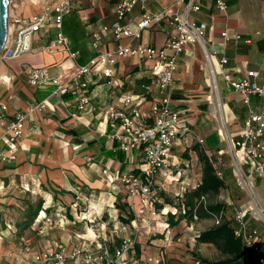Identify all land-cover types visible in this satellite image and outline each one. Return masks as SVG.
Returning a JSON list of instances; mask_svg holds the SVG:
<instances>
[{"label":"crops","instance_id":"1","mask_svg":"<svg viewBox=\"0 0 264 264\" xmlns=\"http://www.w3.org/2000/svg\"><path fill=\"white\" fill-rule=\"evenodd\" d=\"M62 1H70L72 5V11L64 17L61 29L69 41L70 52L62 47L54 50L47 48L56 40L59 32L52 16L44 28L35 34L32 52L18 59L4 61L0 68V103L7 107L0 114V153L8 150L5 136L15 114L27 112L40 102L47 103L46 110L37 111L29 118L17 160H3L0 157V264H44L36 262L35 255L59 247L70 249L73 245L87 249L108 245L91 237L89 231L94 227L105 228V219L112 208L118 211L115 204H120L119 199H128L129 204H134L135 208L140 206L137 198H128L125 187L116 178L121 174L142 175L144 161L141 153L136 150L127 154L119 150L117 143L107 139L103 133L111 131L108 113L111 108L120 106L124 94L146 93L144 86L151 83L152 77L151 62L145 63L135 57L119 60L113 68L112 77L99 79L92 87L91 105L83 112L78 111L77 102L72 96L54 95L53 84L32 86L28 74L32 70L47 69L50 77L64 83L76 74L77 66L87 64L99 51L115 47L113 36L105 32L104 27L116 20L114 7L118 0H11L10 15L30 19ZM176 1L150 0L149 5L157 12L170 8ZM225 1L228 4L226 15L218 13L214 0H204L203 11L193 13L192 18L197 23H207L210 15H215V28L206 31L205 44L214 62H217L215 65L220 91V79L225 83L226 93L224 95L221 91V94L228 107L229 123L233 122L229 131L235 136L242 129L249 108L260 111L264 100L254 96L250 107L245 105L242 95L224 80L219 60H228L226 69L233 80H242L248 70H258L261 76L256 81L262 83L264 0ZM140 12L137 8L129 17L134 28L140 19ZM225 31L230 36L241 35L242 40L237 42L231 39L225 44L222 37ZM168 32L175 30L165 23L157 24L134 43L161 47ZM93 34L99 37L97 49L92 45ZM75 52L79 53L77 58L71 57L70 53ZM204 74L209 76L208 80L212 79L210 67L203 58L202 47L189 44L181 56L175 82L168 90V95L172 106L186 113L190 129L195 127L206 133L213 146L218 147L220 135L214 126L215 116L209 110L210 92H206V88L210 85ZM160 97L158 89L153 86L144 105L145 110L149 109L153 100ZM188 135L176 143L169 165L157 176L159 189L162 179L171 173L170 166L178 163L186 150ZM219 153L224 154L223 151ZM188 172L189 169L181 167L174 177L179 186L176 196L182 197L185 192L192 191L191 186L194 190L201 184V177L189 179ZM109 176L115 180H110ZM261 185L264 187V180H261ZM258 191L259 196L263 197L260 185ZM81 206L85 207L79 215L78 209H82ZM151 215L147 214L145 218ZM74 220L83 224L74 229L71 225ZM214 224L210 216L194 221L193 241L200 248L212 245L198 243L196 239L202 232L213 228ZM86 228L89 238H86ZM142 228L146 232L153 230L147 223ZM259 232L260 242L264 245V229ZM142 241H136V248L140 247L142 252V260L159 256L160 253L164 256L165 253L160 252L156 243L164 242V239L151 241L156 246L153 248L147 247ZM199 252L201 257L212 260L201 249ZM246 264L255 263L247 259Z\"/></svg>","mask_w":264,"mask_h":264},{"label":"built area","instance_id":"2","mask_svg":"<svg viewBox=\"0 0 264 264\" xmlns=\"http://www.w3.org/2000/svg\"><path fill=\"white\" fill-rule=\"evenodd\" d=\"M149 1L118 0L114 7L116 20L104 27V31L113 36L115 47L111 50L99 51L87 64L77 66L76 74L69 81L63 83L50 77L47 69H35L28 72L29 83L32 86L53 84L55 86L54 95L72 96L77 102L78 111L83 112L91 105L92 87L99 79L112 77L113 68L119 60L135 57L145 63L151 62L150 74L152 77L151 83L144 86L146 93L124 94L120 106L111 108L108 113L111 131L103 133L107 139L117 143L119 150L127 154L137 150L143 157L142 175L121 174L116 178L125 187L128 198H137L140 201L138 208H135L134 204L131 206L135 210L134 212L142 218L147 214H157L155 206L159 202L161 189L157 185L156 178L160 171L169 165L172 149L176 143L192 132L188 126L186 113L172 106L168 90L175 82V74L185 47L189 44H198L202 47V42L205 44L206 31L214 30L216 19L215 15L211 14L210 21L207 23L193 21L192 14L203 11L204 0H177L170 8H164L157 12L151 9ZM153 1L159 2V0ZM214 4L218 13L227 14L228 4L225 0H214ZM137 8L141 11L140 19L134 28L129 17ZM71 11V2L62 1L54 8L46 9L30 19L24 20L10 15L8 40L1 55L2 62L30 54L33 50L35 34L44 28L52 16H54L55 26L59 32L56 40L47 48L54 50L62 47L65 51L70 52L69 41L61 29L64 17ZM161 23H165L175 30V32L167 33L166 40L161 47L135 45L134 42L140 40L145 31ZM222 37L225 44L231 39L237 42L242 40L241 35L230 36L228 31L223 32ZM245 42L251 43L250 40H245ZM99 43L98 35L93 34V47L97 49ZM78 54V52L70 53V56L77 58ZM219 62L224 80L234 91L242 95L245 105L250 107L251 98L254 96L264 100V75L261 84L256 81L261 76L258 70H248L245 78L233 80L226 69L228 60L221 58ZM153 86L158 89L161 97L153 100L149 109L145 110L144 105L148 101V94L151 93ZM6 109L7 107L0 103V114H3ZM46 109L47 103L43 101L31 107L27 112L15 114L5 136L8 150L5 153H0L3 160H17V153L29 118L33 113ZM248 111L242 129L233 138V146L236 151L242 153L241 167L245 173L244 176L251 177L255 189H258L257 181L264 180V105L260 111H255L251 107ZM212 165L216 175L224 179L225 164L222 153H218ZM109 179L115 180L111 176ZM242 189L251 197L249 192L243 187ZM197 203L206 208L208 197H200ZM212 217L216 225H219L224 214H213ZM246 217V211L235 210V234L244 240L248 255H252L258 264H264V245L260 242V233L255 228H249ZM197 220L199 217L195 214L194 221ZM256 220L260 219L256 217ZM143 222H145L144 219ZM133 248L134 243L130 240H124L120 245L113 247L100 245L98 249L73 245L70 249L59 247L44 251L35 255L34 259L36 262L44 264H142L141 261L133 258ZM142 261H146V264H162L163 255L149 257Z\"/></svg>","mask_w":264,"mask_h":264},{"label":"rangeland","instance_id":"3","mask_svg":"<svg viewBox=\"0 0 264 264\" xmlns=\"http://www.w3.org/2000/svg\"><path fill=\"white\" fill-rule=\"evenodd\" d=\"M204 77L207 78V83H208L209 76L206 74ZM220 87H221V91L225 95L226 93L225 83L222 79H220ZM206 92H210V86L206 88ZM210 95H208V99L210 98ZM223 101L224 103H226L224 98ZM213 119H214L213 120L214 126L218 130L217 133L220 135L219 146L214 147L210 141L209 135H207L206 133H202L198 129L193 127L192 132L190 133V135H188L189 136V143L187 144L188 146H186L185 148L186 150L179 158L180 159L179 162L171 165L170 166L171 173L169 172V174L166 175L164 179H162V182L160 184V188L162 190H160V193H162L163 196V201L161 200L163 204H161L162 206H160L159 204L160 207L155 206L157 215L154 216L151 215L148 219H146L145 217L142 218L140 216H137L134 213L135 210L132 208L131 204H129L128 199H122V200L119 199L118 203L120 204L117 205L115 204V208H117L118 211H114V208H112L111 213L108 214L107 219H105V223H106L105 228L100 227L99 229H96L94 227L93 229L94 231L92 230V234H90L89 231V235L91 237L97 238L98 241L100 242H104L107 243L108 245H113V246H118L121 243V241L123 242L124 240L132 241L134 243L132 256L134 259L141 261L142 264H146V261L145 262L142 261V255H141L142 252L140 247L138 249L136 248V241H139L140 239L143 240L142 243H144V245L146 244L147 247L150 248L156 247L155 244L151 243V241L157 238L164 239V242L161 241L156 242L158 244V249H160V252L162 251L163 253H165L163 256L162 264H197L195 254L197 255L201 254L199 252V249H201L203 253L210 255L212 261L224 259L226 256L223 255V253L216 246L205 245L202 248H200V245L195 244V242L193 241V237H194L193 219H191L190 216L183 214L178 208H176L178 204L186 203L188 193L185 192L182 197L176 196V189H178L179 186H177V181L174 178L175 176L178 175V172L181 169V167H185L186 169H189V172L187 174L189 175V179L193 178L194 180L199 177L203 179V162L201 156H205L212 163L215 161L220 151H223L224 153L223 162L225 164L224 167L225 186L219 191V193L208 195L207 204L214 205L216 203H223V202L229 203L228 204L229 208L225 210L226 211L225 215L227 219L232 220L234 218L235 210L237 209L244 210L247 212L246 219L249 222V224L253 223L259 230L264 229V221L262 217L259 215V213H257L258 211L254 206L253 199H251L252 197H249L246 194V192H244V190L242 189L243 184L241 182L240 177L237 174L236 164L233 162L235 158L233 159L230 154L231 152L229 145L230 143L222 135L220 131L219 121L217 120V118L214 117ZM232 126H233V122H230L229 123L230 129L232 128ZM231 135L233 142L234 134L232 133V131H231ZM186 142L187 141L185 140V143ZM257 184L260 185L261 191L263 192L262 195L264 197V187L261 185V180H258ZM191 190L194 191L192 186H191ZM263 197H262V202L264 204ZM119 205L124 206L125 210L124 211L120 210L118 208ZM81 207L82 209L78 207L79 215H81V212H83L84 210L83 208L85 206H81ZM252 212L255 216L252 214ZM121 214L123 215L124 219L128 220V223L122 222L123 220H121L119 216ZM171 215L173 216V218H171ZM256 217L259 218L260 220L257 221ZM143 219L145 222H143ZM171 219L175 221V225L170 224ZM102 220H104V218H102ZM213 221L215 223L214 219ZM74 222L71 224L73 225L72 227L74 229L78 228L79 225L83 224V222L81 221L79 222L76 221L75 223ZM146 223L149 224L153 230L146 232L145 231L146 229L142 228L143 225ZM167 224L169 225L166 228ZM215 225L216 223L214 224V226ZM87 230L88 229L86 228L85 232ZM87 234L88 232H86V238L87 237L89 238ZM145 241L147 243H145ZM161 255L163 254L160 253L159 256ZM247 256H248L247 259L250 260V262L252 261L255 264H258L256 261L252 260L250 254Z\"/></svg>","mask_w":264,"mask_h":264},{"label":"trees","instance_id":"4","mask_svg":"<svg viewBox=\"0 0 264 264\" xmlns=\"http://www.w3.org/2000/svg\"><path fill=\"white\" fill-rule=\"evenodd\" d=\"M203 162V179L201 184L187 194L186 203H180L176 206L183 214L188 215L193 219L194 215L197 214L199 219L201 217L210 216L213 214L223 213L224 217L219 225H215L213 228L204 231L196 239L198 243L212 244L216 246L226 257L217 261H212L195 254L197 264H246L248 251L245 248L243 239L241 236L235 234L236 224L234 218L227 219L226 211L229 207L226 202L216 203L214 205H207L206 208L198 205V200L202 196L213 195L219 193V191L224 188L225 180L219 178L213 168L212 163L205 157L201 156ZM195 199V200H194ZM162 193L159 194V202L156 203L157 206H162L163 204ZM172 204V203H171ZM156 206V207H157ZM159 206V207H160ZM120 210H125L124 206L119 205ZM171 218L173 216L171 215ZM120 219L123 223H128V220L124 219L123 215H120ZM249 223V222H248ZM171 225H175V221L171 219ZM250 229L258 228L253 224H249ZM259 231V230H258ZM260 233V232H259Z\"/></svg>","mask_w":264,"mask_h":264},{"label":"bare ground","instance_id":"5","mask_svg":"<svg viewBox=\"0 0 264 264\" xmlns=\"http://www.w3.org/2000/svg\"><path fill=\"white\" fill-rule=\"evenodd\" d=\"M202 53H203V58L207 62L208 66L210 67L211 70V78L209 79V85H210V109L212 110L211 113L217 118L219 121V126H220V131L222 135L227 139V141L230 143V149L231 152H233L235 161L234 163L236 164V171L238 176L241 179V182L243 184V187L249 192L250 196L253 199L254 206L256 210L258 211L259 215L262 217L264 220V204L262 202L261 197L259 196V192L257 189H255L251 178H247L243 175V172L241 171V163L243 162V156L242 153L237 152L236 148L233 146L231 134L229 131V113H228V107L226 108L227 105H225L221 91L219 88L218 84V79L217 78V69L216 65L214 62V59L211 57L210 53L207 51L206 45L202 42ZM234 164V165H235ZM90 234H92V231H90Z\"/></svg>","mask_w":264,"mask_h":264},{"label":"water","instance_id":"6","mask_svg":"<svg viewBox=\"0 0 264 264\" xmlns=\"http://www.w3.org/2000/svg\"><path fill=\"white\" fill-rule=\"evenodd\" d=\"M10 4L11 0H0V68L2 64L1 55L4 50L6 41L8 40L7 37L9 31ZM230 154L234 159L233 152H230ZM240 169L243 172V175H245L242 167Z\"/></svg>","mask_w":264,"mask_h":264}]
</instances>
